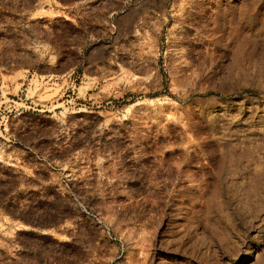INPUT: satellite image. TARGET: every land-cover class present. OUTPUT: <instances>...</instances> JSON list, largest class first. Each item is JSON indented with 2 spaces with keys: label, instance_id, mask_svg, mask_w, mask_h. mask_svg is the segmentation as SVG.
Masks as SVG:
<instances>
[{
  "label": "rangeland",
  "instance_id": "obj_1",
  "mask_svg": "<svg viewBox=\"0 0 264 264\" xmlns=\"http://www.w3.org/2000/svg\"><path fill=\"white\" fill-rule=\"evenodd\" d=\"M0 264H264V0H0Z\"/></svg>",
  "mask_w": 264,
  "mask_h": 264
},
{
  "label": "bare ground",
  "instance_id": "obj_2",
  "mask_svg": "<svg viewBox=\"0 0 264 264\" xmlns=\"http://www.w3.org/2000/svg\"><path fill=\"white\" fill-rule=\"evenodd\" d=\"M195 5V3L193 4H188L187 6H182V9L184 8V12H185V14H187V16H186V18L188 17V15H190V12H191V8L193 7ZM204 11V10H203ZM243 12V11H242ZM245 12V11H244ZM212 14H218L217 13V11H208V10H205L203 13H200L199 15H198V20L201 22H203V23H201L202 25H200L202 28H205L208 24H209V22H210V20L212 19V18H217V17H212ZM243 15V14H242ZM189 18V17H188ZM213 21H214V19H213ZM196 31V30H195ZM206 33V32H205ZM200 34V33H199ZM203 36V35H202ZM206 36V35H205ZM206 37H208V36H206ZM249 37H242V41H240V43L238 44V54L239 55H237V56H239L240 57V55H242V54H244L247 50V45L249 44V39H248ZM211 39H207V41H210ZM251 40V39H250ZM214 41V40H213ZM252 43V42H251ZM248 53V55H250V51L249 52H247ZM243 57V56H242Z\"/></svg>",
  "mask_w": 264,
  "mask_h": 264
},
{
  "label": "built area",
  "instance_id": "obj_3",
  "mask_svg": "<svg viewBox=\"0 0 264 264\" xmlns=\"http://www.w3.org/2000/svg\"><path fill=\"white\" fill-rule=\"evenodd\" d=\"M74 88H75V84H74V81H72L70 84H69V90H71V92L73 93L74 92ZM2 96V95H1Z\"/></svg>",
  "mask_w": 264,
  "mask_h": 264
}]
</instances>
